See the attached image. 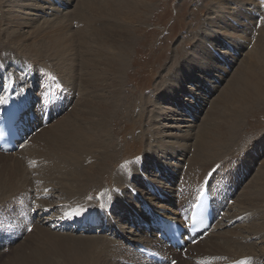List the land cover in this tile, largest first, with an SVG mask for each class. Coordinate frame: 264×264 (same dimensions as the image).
Returning a JSON list of instances; mask_svg holds the SVG:
<instances>
[{
    "label": "bare ground",
    "instance_id": "1",
    "mask_svg": "<svg viewBox=\"0 0 264 264\" xmlns=\"http://www.w3.org/2000/svg\"><path fill=\"white\" fill-rule=\"evenodd\" d=\"M54 1H57L61 6H66L65 2H62L64 0ZM65 1L67 3L69 0ZM244 1L246 0H239L238 2L242 3ZM257 1L259 15L260 12L264 14V0ZM43 2L48 3L49 0H43ZM139 4L141 5L140 0H78L73 12L56 17L53 22L43 23L36 26V28L34 27L35 30L33 29V33L28 37L24 36V34L13 32L10 43L23 51L25 50L26 55L37 57V60L42 59V55L46 54V58L58 70L55 73L58 77L57 79L52 73H43L47 72L43 64L37 65L36 68L31 61L27 62L22 56H18L20 58L16 57L13 51L7 48L6 50L4 48L0 49L1 108L4 107L9 99L21 102L29 101L27 104H34L32 111L36 115V118L38 117L36 122L38 128L33 129V134L27 140L31 144H25H28L25 149L27 151V158H29L28 161L34 162L37 166L33 171L35 174H38L36 179L30 180L28 178L26 180L25 172L27 171L24 170L26 166H24L25 163L23 162L24 157H22V160L12 159V161H8L7 156L9 154H6V157L0 155V162L3 161V167L0 169V210L3 209L1 212L3 213V217L0 215V226L2 224L5 226L12 224V210L14 209V204L17 202L11 201L10 203H12L11 206L13 207L10 209L9 205H6L10 197L14 195L21 196L20 198H24L25 202L30 201L31 204L34 199L31 193L33 195L36 191V189H31L38 187L45 192L46 190H51L57 194L58 198L69 202L70 208H68L66 213L57 215V221L61 219L70 220L72 223H79L74 226V229L65 227L63 223L59 225L56 223L53 225V228L80 232L82 231L79 228L80 226H90L100 223L102 226L100 230L104 233L111 232V234H106L110 235L109 237L111 238H107V236L79 239H68L67 237L66 240L64 238V247L59 248V250H56L57 248L53 249V252L56 253L52 252L53 258L60 260L58 262L52 259L50 261V256L47 253H40V251L33 252L31 249L32 251L26 254L22 250L24 248L21 247L19 249L18 247V250L14 251L15 253L11 260L4 264H118L116 260L127 261V264H135L131 259L137 260L140 264H159L157 261L163 262L161 264H168V261H171L177 254L175 251L165 247L156 238V234H153L155 233L153 232L154 230L151 231L153 225L161 218H171L174 220H177L178 217L181 218L196 200L202 187L206 188L209 196L212 198L216 216L220 213L223 214L222 202L230 204L231 201L229 199L235 194L242 180H245V175L248 173L250 166L254 165L255 159L253 155L248 154L247 156L246 154L245 156H240L242 152L233 151V147L236 145V137L240 132L242 124L245 122L246 115L254 104L258 103L264 96V92L260 86L262 78L250 71L254 61L252 60V63L244 65L237 77L228 81L225 88L210 104L207 114L211 119L201 125L192 139L194 141L192 143L194 149L192 155H189L190 158H187V168L183 173L187 177L185 179V183L186 181L187 183L184 191H181L182 193H175V195L169 196L166 193V188L158 187L154 184V182L159 183V185L160 183L167 184L163 178L158 179L157 177L156 181L150 182L148 176L151 175L152 171L149 168H143L142 170V173L146 177L144 179L146 187L143 184V187H141L138 177V181H136L140 186L138 188L143 191L144 196L142 199H140L141 197L139 199L131 198L127 202L124 200V195H121L122 192L117 193V190L121 189L126 182L132 187L133 182H130V179L133 180L137 176L138 170H141L143 166L142 162L144 164H162L166 174L171 177L172 173H169L171 171L169 167L173 166L167 159L169 156L174 158L176 154L186 155L188 143L185 139L182 141L177 140V142H174L176 139H172V148L162 147L164 150L162 152V160H158L157 151L154 149L151 153L138 158L142 161L140 165L134 162L122 165L118 173H115V184L112 186L108 187V184L102 181L110 172L116 157L113 153L109 154L107 149L111 148L110 146L113 144V133L109 125L110 119L115 115L121 103L119 90L123 73L121 71L126 62L127 52L125 47L129 40L127 33H130L126 32L125 25H129L135 19H138ZM49 8L53 11H60L53 6ZM241 14L243 16V13ZM70 21H76L78 24L76 32L72 34L69 33V30H71ZM92 23H96V26L92 27ZM243 27L247 29V25H243ZM228 30H234V34L238 31L236 28L230 27V25ZM94 36L95 38H93ZM260 41V39L255 40L254 45L248 41V45L251 43V50L248 52L250 58L252 57L253 59L254 55H257ZM200 42L203 43L202 39H200ZM227 47L232 51L229 45ZM232 53L234 52L232 51ZM204 55L203 60L205 63L208 61L213 62L212 60L218 62L212 55V59L209 57L207 50H205ZM216 55L218 56L217 53ZM258 55L257 57L259 58ZM194 56L196 57V55ZM207 56L209 60H207ZM199 62H201V59ZM107 69L111 72H105ZM209 69V66L207 68L201 67L200 70L202 72L193 78L195 79L193 81L196 89H199L197 98L201 97L200 93L209 94L211 87L213 88V84H209L212 79L217 81L222 80L220 72H208ZM36 70L39 71L37 74H40L44 80V83L40 85L41 92L39 99L33 93L34 89L37 88V82L34 80ZM32 73H35L34 76H32ZM183 74L184 72H179L173 80H170V87L164 92L165 96L163 95L162 97L168 96L169 98L175 92L177 93L174 96L175 98L182 93L193 95L186 85L189 83L187 81L192 79V77H186ZM9 86L12 92H8ZM203 89H207L208 91H204ZM85 91L88 92L86 93ZM76 92L78 93V98L71 110L67 112L72 105L74 93ZM26 95H29L30 98H25L24 96ZM37 100L39 103L45 101V108H38L39 105L36 108L35 104ZM175 102V106L177 107L182 105L180 101ZM41 110L44 111L42 112ZM198 110H200V107ZM189 111L191 112V109ZM45 113L46 116L44 117ZM193 113L191 112L189 117L194 118L196 113ZM52 120L57 121L53 125H49L50 123L52 124ZM114 145L117 146L115 142ZM157 149L161 150L160 147ZM217 165L220 167L217 168ZM262 165L258 167L254 180H251L252 183L245 186L246 188L244 189L248 188V192L244 193L245 190L241 192L243 199L240 201L237 199L240 204V206H237L241 207L242 211H249V207L255 208L258 203H264V169ZM214 169L215 171H213ZM173 177L175 178L174 175ZM146 179L149 181H145ZM213 179H220L216 182V188L212 185ZM99 182H102L103 185L100 189ZM171 182L168 181V184L171 185ZM106 186L107 189H105ZM128 188L124 190L125 193L128 191ZM108 189L110 191L105 193ZM97 191L101 192L99 200L106 196L105 200L99 201L102 204L111 199L109 215L105 211L101 214L97 211H90V203L87 202L85 196L91 192L98 193ZM45 202L41 201L38 203L42 205L41 212L48 211V206ZM26 205L29 206L28 203ZM135 205L139 206L137 213L132 210ZM154 205H163V207L154 208ZM174 206L177 209H174ZM119 207L122 209L124 207L132 216L128 217L122 210H118ZM228 207L225 210L231 211L232 207ZM36 211L38 212L39 209ZM77 211H79V215L75 214ZM119 212L123 213L122 216L119 215ZM39 214L41 213H37L33 226L35 232H37L35 235L39 234L41 239H48L51 237L48 231L42 230L37 226V223L42 220ZM235 215L237 216L238 214ZM250 215H252L250 217L253 219L263 220L261 224L254 223L249 227V231L263 239L264 214L261 211L259 213L255 211ZM29 216L31 215L29 214ZM233 216L231 219L234 218ZM113 218L117 219V223L119 220H123L131 224L133 231L139 236L141 244H139V241H129L128 237L126 239L122 236L123 231L121 229H119L117 235L119 238L113 240V235H115L117 229V224H114L111 220ZM226 220L228 222L229 218H226ZM214 222L213 227L216 225V219ZM65 225H68V223ZM140 225H142V228ZM12 226L16 229L21 225L19 224L16 227L13 224ZM144 226L151 227L149 235L145 233ZM113 227L115 230L111 229ZM213 227L206 233L203 239L200 238L194 245L187 248L186 251L195 248V260L181 264H193L194 262L198 264L200 261L206 264L208 260L210 264H239L240 261H245L246 264H260L261 259H264V252L258 254V256H254L250 251L253 249L252 247H248V252H245L247 251V247H244L245 242L242 243V241H239V238L243 239L246 237H242L241 234H238L239 238H237L238 236L233 238L232 233L223 232L222 234L224 235H218L217 241H214V239L212 241L208 240V237L212 236L211 232L215 233ZM9 233H5L3 229L0 230L3 241L9 237L5 236L6 234L9 235ZM226 234L230 236H226ZM13 238L16 240L18 236L15 235ZM10 242L13 241L11 240ZM145 244L148 247H144ZM204 246L208 247V251H205ZM146 251L148 252V259L138 256L141 252L144 254ZM127 254L128 258H126ZM223 259H225V262H222ZM125 262L123 263L125 264Z\"/></svg>",
    "mask_w": 264,
    "mask_h": 264
},
{
    "label": "rangeland",
    "instance_id": "2",
    "mask_svg": "<svg viewBox=\"0 0 264 264\" xmlns=\"http://www.w3.org/2000/svg\"><path fill=\"white\" fill-rule=\"evenodd\" d=\"M140 1L141 5L139 4V14L137 15L138 19H135L133 23L129 25H125L126 32L128 31L130 33H127L129 40L125 47L127 52L126 62L123 70L121 71L123 72L121 86L119 88L121 103L120 107L115 112V115H113L110 119L109 125L113 133V144L110 146L111 148L107 149L109 154L113 153L116 157L110 172L104 177V180L102 181L108 184V187L112 186L115 184V173H118L119 168L122 165L133 162L140 165V162L142 161H140L138 158L145 156L147 153H151V151L154 149L157 151L158 160H162V152L164 151L162 147L172 148V139H176L174 142H177V140H187L186 142L188 143V148L186 155L184 154L182 156L181 154H176L174 158L172 156L168 157V162H170L173 166L169 167L171 169L169 173H172L171 177L166 174L162 164H144V162H142L143 166L141 167V170H138L139 173L137 176L133 178V180L130 179V182H133L132 187L126 182V184L122 186L121 189L117 190L119 193L122 192L121 195H124V200L127 202H129L131 198L139 199L135 195L141 197L140 199H142L144 196L143 191L139 189L140 186L136 182L138 181V177L140 179L139 184L141 187L145 186L144 179L146 177L142 173L143 168H149L152 171L151 175L148 176L150 182L156 181L157 177L158 179L163 178L166 180L167 184L160 183L159 185L157 182H154V184H156L158 187L166 188V193H168L169 196L175 195V193L179 194L182 189L184 191L187 183V181L185 183V179L187 177L183 173L187 168V158H190L189 155H192L194 149L192 147V143H194L192 139L198 132L201 125L211 119V117L209 118L207 114L210 104L213 102L214 98L221 93L223 88H225L228 81L237 77L244 65L252 63V60L254 61L252 66L250 64L252 67L250 71L254 72L256 76L258 75L262 78L260 86L264 92V14L260 12L259 15L257 0H246L242 3H239V0ZM62 2H65L66 6H61L57 3V1L54 0H49L48 3L43 2V0H0V49L4 48L6 50L7 48L13 51L16 57L22 56L27 62L31 61L33 66L36 68L37 65L43 64V66H45L47 69L46 73L54 74L57 79L58 77L55 73L58 70L55 68V66H53V63L46 58V54L42 55V59L40 58V60H37V57L28 56L25 54V50L23 51L22 49H19L15 45L11 44L10 39L13 36V32H17L16 34L21 33L22 35L24 34V36L28 37L33 33L36 26L43 23L45 24L47 22H53L56 17L63 16L64 14H70L74 11L78 0H69L67 3L64 0ZM50 6L58 8L60 11H53L49 8ZM253 12L257 13L254 14ZM241 13H243V16ZM95 24L92 23V27L96 26ZM229 25L230 27L236 28L238 30L235 32L236 34L233 32L234 30H228ZM243 25H247V29L245 28L246 26L243 27ZM77 27L78 24L76 21H72L71 30H69V33L72 34L76 32ZM95 36L97 37V35ZM95 36L93 38H95ZM253 36L254 38L252 39ZM200 39H202L203 43L200 42ZM257 39L261 40L260 47L257 50V55L259 53V58L257 55H254V58L252 59V57L250 58L248 56V52L251 50V43L254 45L255 40ZM248 41L251 42L250 45H248ZM227 45H229L234 53L230 51ZM205 50H207L211 59L213 57L218 62L212 60L213 62L208 61V64L205 63L203 60ZM215 52L218 54V56ZM260 54H262V56H260ZM194 55H196V57ZM200 59L201 62H199ZM207 60H209L208 56ZM208 66L210 67L208 72H220L219 74L222 77V80L217 81L212 79L209 84H213V88L211 87L210 92L207 95L200 93V99L197 98L199 89H196V85L193 81L195 79L193 78L202 72V70H200L201 67L207 68ZM38 72L39 71L36 70V74L33 73L35 74L36 79H39L37 82L42 80L41 75L37 74ZM105 72L111 71L107 69ZM179 72H184L183 75L186 77H192V79L187 81L189 83L186 85L189 87L193 95L182 93L179 94L180 96L177 95L175 98L174 96L177 94L175 92V94H171L169 98L168 96L162 97L163 95L165 96L164 92L168 89V87H170V80H173ZM205 87L208 88L207 85H205ZM37 88L34 89V95H37ZM203 90L208 91L207 89ZM85 92L87 93L88 91ZM77 98L78 93L76 92L74 93L72 105L69 107L67 112L71 110ZM262 98L258 103L254 104V106L246 115L245 122L242 124L238 134L239 136L237 135L236 137V145L233 147V151L242 152V155L240 154V156H245L246 154L247 156L248 154L253 155V158L255 159L254 165L250 166L248 173L245 175V180H242L241 185L235 191V194H233L231 199H229L231 201H229L230 204H225L222 202L223 214H218V217L216 218V225L213 227L215 229V233L211 232L212 236L208 237V240L210 241L213 239L214 241H217V237H219L218 235H224L222 234L223 232L232 233L233 238L237 236V238H239L240 236L238 234H241L242 237H246L243 239L239 238V241H242V243L245 242L244 247H247V251L245 252H248V247H252L253 249L250 251L254 254V256H258V254H262L264 252V238L262 239L259 238V236L254 235L253 232L249 231V227L254 223L261 224L263 220L256 218L253 219L251 218L252 215L250 214H253L255 211L257 213L261 211L264 214V203H258L257 207L255 206V208L249 207V211H242L240 209L241 207H239L240 204L238 201L243 199L241 196V192L243 190H245L244 193L248 192V188H244H246L245 186L247 184L249 185V183H252L257 173L256 171L258 167L263 164L262 166L264 169V96ZM175 101L182 102L183 106H175ZM199 107L200 110H198ZM192 108L195 109V111H193ZM189 109H191L192 113H196L194 118L189 117L191 115ZM53 121L54 120H52V124L50 123L49 125L56 123V121ZM114 142L117 146L114 145ZM30 144L31 142L29 145ZM27 146L28 144L15 154H9L7 158L9 159L8 161H12V159L22 160V157H24V166L26 165L24 170L27 171L25 172L26 180H28V178L33 180L36 179L38 175L33 172L37 166L34 162L28 161L29 158H27V151H25ZM159 147L161 150L157 149ZM0 155L6 157L4 154ZM2 162H0V169L3 167ZM26 173L30 177H27ZM215 180L216 179L212 180L213 184L216 183ZM168 181H172L171 185L168 184ZM181 184L183 185L181 186ZM98 185L99 189L101 186H103L102 182H99ZM35 186H37V184H35ZM107 186L105 189H107ZM127 187L129 188L125 193L124 190H126ZM33 189H36V191L33 195L31 193V196L34 197L31 204L30 201L25 202L24 198L22 199L20 198L21 196L19 197L17 195L10 197L9 201L6 203V205H9L11 209L13 206H11L12 203L10 202H17L14 204V209L12 210V224H8L6 226L2 224L0 226V230L3 229L5 233H11H9V235L4 234L7 237L9 236L4 241L0 234V264L8 263V261H10L14 255V251L18 250V247L19 249L21 247L24 248L22 250L26 254H29L32 250L33 252L40 251V253H47L48 256H50V261L52 259L53 261L58 262L60 260L53 258L54 255L52 252L53 249L57 248L56 250H59V248L64 247V238L65 240L67 237L68 239L104 236L111 238L109 237L110 235H106L111 234V232L104 233L98 228L91 231L82 230L80 232H70L67 230L53 228L52 225L57 220V215L66 213L68 208H70V205L68 204L69 202L58 198L57 194L51 190H46L45 192L38 187L32 188L31 190ZM111 189L113 190L114 188ZM107 191L109 192L110 189L106 190L105 193H107ZM97 192L98 193L91 192L88 193L89 195L85 196L87 202L90 203V211H95L99 208L105 211V209H108V207H106L107 204L109 203L111 205V199L106 202L104 207H102L100 206L101 202L99 201L105 200L106 196L99 200V197H101V192ZM39 201H46L45 203L48 206L47 212L40 211L42 205L38 204L40 203ZM26 203H28L29 206H27ZM124 204L127 205L126 203ZM227 206L232 207L231 211L227 209L225 210ZM156 207L161 208L163 205H154V208ZM138 208L139 206L135 205L132 210L137 213L139 211ZM38 209V212L41 213L39 216L42 220L37 223V226L42 230L48 231V234L51 236L48 239H41L39 234L35 235L37 232H35L33 226L38 213L36 210ZM174 209H177V207L174 206ZM2 210H0V215L3 217V213H1ZM118 210H122L125 214H127L128 217L132 216L126 211L124 207L123 209L119 207ZM103 211L102 213H104ZM29 214L31 216H29ZM122 214L123 213L119 212L120 216H122ZM235 214L238 215L236 216ZM107 215H109V213ZM231 215H235L233 216V219H231ZM225 216L226 218H229L228 222ZM26 217H30V219L32 217L31 221L33 220V222L31 223L32 226H30V228H32L31 230H28L25 227L26 225L24 222L27 223L25 221ZM111 220L114 222V224H117V229L115 231V235H113V240L119 238L117 235L119 229H121L123 231L122 236H124L126 239L129 238V241H139V243L141 242L139 236H137V234L133 231V226L131 224H128L123 220H119L117 223L116 218ZM13 224H23V226L18 227L14 225L18 227L14 229L12 226ZM27 225L29 224L27 223ZM140 227L142 228V225H140ZM111 229L115 230L114 227ZM147 234L149 235L150 233L148 232ZM15 235L18 236L16 240L13 238ZM226 236L230 235L226 234ZM11 240L13 242H10ZM122 244L124 245L123 242ZM203 248L205 251H208V247L204 246ZM194 249L195 248H192L190 251L188 250L181 255L177 254L174 256L172 261L178 262L175 264L193 262L196 257ZM50 250L52 251L50 252ZM126 258H128V254ZM131 260H133L135 264L139 263L135 259ZM116 262H118V264H124L123 262L125 261L116 260ZM126 262L125 264H127ZM222 262H225V259H223ZM193 264H195V262ZM198 264L203 263L200 261ZM206 264H210L209 260ZM260 264H264V259H261Z\"/></svg>",
    "mask_w": 264,
    "mask_h": 264
},
{
    "label": "snow or ice",
    "instance_id": "3",
    "mask_svg": "<svg viewBox=\"0 0 264 264\" xmlns=\"http://www.w3.org/2000/svg\"><path fill=\"white\" fill-rule=\"evenodd\" d=\"M0 102H2V101H0ZM11 118L15 119V118H16V114L13 113L12 116H11ZM219 167H220V166L217 165V168H219ZM213 171H215V169H214ZM75 214H76V215H79L80 213H79V211H77ZM29 230H30V229H29ZM173 264H175V262H173ZM239 264H246V262H245V261H240Z\"/></svg>",
    "mask_w": 264,
    "mask_h": 264
}]
</instances>
